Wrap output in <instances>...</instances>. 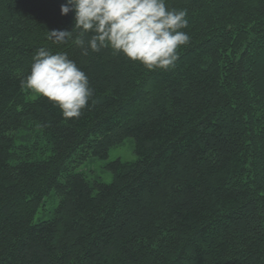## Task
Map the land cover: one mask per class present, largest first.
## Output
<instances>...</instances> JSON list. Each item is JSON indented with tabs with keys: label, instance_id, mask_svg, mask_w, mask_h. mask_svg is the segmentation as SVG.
Masks as SVG:
<instances>
[{
	"label": "trees",
	"instance_id": "obj_1",
	"mask_svg": "<svg viewBox=\"0 0 264 264\" xmlns=\"http://www.w3.org/2000/svg\"><path fill=\"white\" fill-rule=\"evenodd\" d=\"M63 3L0 0V264H264V0H166L168 70L54 44ZM41 47L87 74L79 118L22 85ZM128 139L110 183L82 169Z\"/></svg>",
	"mask_w": 264,
	"mask_h": 264
},
{
	"label": "clouds",
	"instance_id": "obj_2",
	"mask_svg": "<svg viewBox=\"0 0 264 264\" xmlns=\"http://www.w3.org/2000/svg\"><path fill=\"white\" fill-rule=\"evenodd\" d=\"M74 13V30H52L54 44L70 40L87 56L110 48L149 70H168L178 49L190 42L187 10L169 9L166 0H65L61 14ZM22 85L58 106L65 119L79 118L93 96L87 74L67 53L37 49Z\"/></svg>",
	"mask_w": 264,
	"mask_h": 264
},
{
	"label": "rangeland",
	"instance_id": "obj_3",
	"mask_svg": "<svg viewBox=\"0 0 264 264\" xmlns=\"http://www.w3.org/2000/svg\"><path fill=\"white\" fill-rule=\"evenodd\" d=\"M116 159H121L126 162H133L136 160V156L134 154V142L132 139H128L120 147L112 149L106 161L90 159L83 164L82 169L93 172V176L99 178L102 182L110 183L112 181V176L104 169V167L108 162ZM40 220H42L41 216L38 215L36 221Z\"/></svg>",
	"mask_w": 264,
	"mask_h": 264
}]
</instances>
